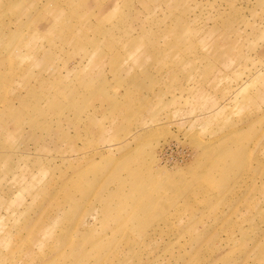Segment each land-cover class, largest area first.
<instances>
[{
    "label": "rangeland",
    "instance_id": "obj_1",
    "mask_svg": "<svg viewBox=\"0 0 264 264\" xmlns=\"http://www.w3.org/2000/svg\"><path fill=\"white\" fill-rule=\"evenodd\" d=\"M0 264H264V0H0Z\"/></svg>",
    "mask_w": 264,
    "mask_h": 264
}]
</instances>
